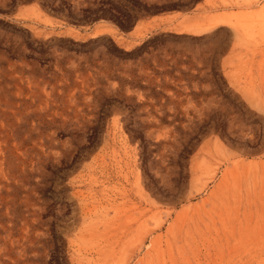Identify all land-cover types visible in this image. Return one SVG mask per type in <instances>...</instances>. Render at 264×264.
<instances>
[{"label":"rangeland","instance_id":"1","mask_svg":"<svg viewBox=\"0 0 264 264\" xmlns=\"http://www.w3.org/2000/svg\"><path fill=\"white\" fill-rule=\"evenodd\" d=\"M0 264H264V0H0Z\"/></svg>","mask_w":264,"mask_h":264}]
</instances>
